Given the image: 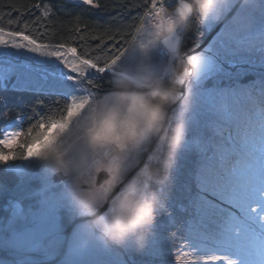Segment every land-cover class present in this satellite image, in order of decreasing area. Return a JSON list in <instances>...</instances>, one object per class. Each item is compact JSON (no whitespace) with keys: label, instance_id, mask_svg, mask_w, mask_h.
<instances>
[{"label":"snow or ice","instance_id":"6c2138e0","mask_svg":"<svg viewBox=\"0 0 264 264\" xmlns=\"http://www.w3.org/2000/svg\"><path fill=\"white\" fill-rule=\"evenodd\" d=\"M177 2L178 6L171 12L165 6L166 0H151L150 7L145 5L148 7L145 15L156 21L155 39L149 42L152 47L140 44L137 51V37L133 35L128 48L116 49L119 54L105 59L102 65L100 57L86 58L88 50L78 55L76 47L39 43L24 30L0 27V49L5 50L4 55L10 54L9 49H26L48 58L49 62L54 58L62 66L52 72H38L24 65L26 71L17 75L11 87L55 95L66 101L58 109V119L54 115H40L26 133L9 130L0 138V164L17 159L27 161L20 170H31L33 177L23 181V189L29 198L38 197L27 210L16 204L14 215L20 222L0 230V249L10 251L14 257L10 264H48L58 255L59 264H127L122 252L136 250L158 255V221L166 219L174 223L167 212L174 181L172 173L180 155L193 146L186 132L209 127L213 128V135L201 134L194 188L188 189L184 206L189 216L182 237L184 247L191 250L197 262L204 264H264V72L259 73L251 86H244L238 83L241 73H232L225 67L251 64L253 60L248 54L255 53H259L264 64V0H244L212 44L194 55L189 54L192 49L180 53L177 47L193 11L186 0ZM83 3L94 5V0ZM196 5L201 21L211 22L222 19L233 7V0H196ZM43 14L47 16L48 12ZM7 23L16 25L19 18L9 19ZM144 24L142 17L136 33L143 35ZM28 27L25 22L23 29ZM114 38V35L107 37ZM161 38L171 50V62L160 59L163 53L156 45ZM103 44L101 40L96 47ZM177 57H186L192 67L191 76L187 67L175 72ZM138 64L151 68L156 78L138 84L137 88L161 87L167 105H147L138 112L136 131L131 137L124 132L115 136L93 135L96 125L88 123L87 118L114 100L112 91L98 98L101 86L88 77L110 73V88L117 81L123 86L128 81L127 73ZM165 73L173 74L171 81L164 78ZM209 77L212 86L205 87L203 81ZM7 79L6 74L0 73V81ZM225 80L232 83L225 84ZM176 85H184V90H178ZM7 87L0 83V88ZM177 100L180 104L174 107ZM58 104L59 100H54L45 107L52 111ZM168 112L180 120L174 129L170 128L173 121L165 119ZM161 133L165 135L161 137ZM69 134L75 139L65 147V137ZM24 136L27 139L21 143L19 138ZM158 139L167 144L163 160L154 155L152 147ZM53 173L62 174L59 182L53 183ZM101 173L104 178L98 181ZM32 178L42 184L35 194L29 188ZM153 191L158 199L150 196ZM65 217L81 221L67 240L63 235ZM133 222L144 226L129 232L120 243L108 241V236L117 238V228L123 230ZM170 239L174 240L175 235L170 234ZM64 245L67 252L61 253ZM30 252L40 253V258L28 255ZM101 254L109 259L100 260ZM180 258L177 255L175 260Z\"/></svg>","mask_w":264,"mask_h":264},{"label":"trees","instance_id":"16d2710c","mask_svg":"<svg viewBox=\"0 0 264 264\" xmlns=\"http://www.w3.org/2000/svg\"><path fill=\"white\" fill-rule=\"evenodd\" d=\"M190 3L193 11L183 29L180 53H184L188 49H196L197 47L194 46L198 45L199 47L213 31V29L207 31L197 15L195 2ZM37 4L40 5V8L34 7ZM95 4H99L100 7H95ZM94 5L68 0H0V13H10V15L0 16V27L14 31L24 30L25 34L33 36L39 43L53 45L63 43L66 46L76 47L78 55H83L85 50H88L86 58L100 57L99 63L102 65L105 59L119 54L116 49L130 46L128 42L132 40L133 35L136 36L135 28L140 25L142 17L145 19L151 0H94ZM45 11L48 12L47 16L43 14ZM234 16L235 14L231 19ZM17 18H19L18 24L8 25L9 19L16 20ZM25 22L29 25L27 29H23ZM112 35L115 38L108 40L107 37ZM101 40H104V44L97 48L96 45L100 44ZM30 66L36 71L44 72H52L55 69L54 66L50 67L46 64L33 63ZM186 66L184 58L177 57L175 59V72L182 71ZM172 75V73H165L164 78L171 81ZM110 76V74L107 76L98 74L88 77L93 79L95 84L101 86L98 90L99 96L113 91L114 87L110 88L109 86ZM7 86L6 89L0 88V99L3 101L0 103V138H2L3 127L12 120H19V126L24 132H27V128L40 115H54L58 119L60 115L58 109L66 103L63 98L55 95L46 96L28 90H14L10 80L7 81ZM176 87L179 90L180 85H176ZM131 88L140 91L148 90V88L141 89L136 86H131ZM169 99L171 101V98ZM54 100H59V104L49 111V108L45 106H51ZM37 101H43V104H37ZM17 152L19 153L18 148ZM18 161L19 159L8 161L7 164H0V223L6 222L5 219H9L10 216L13 217L11 213L8 214V210L11 208L10 204L13 207L16 202H21L28 207L34 205L38 199L35 195L30 198H22L18 193L19 177L8 170L10 163ZM72 222L73 220L65 217L63 228L67 229Z\"/></svg>","mask_w":264,"mask_h":264},{"label":"rangeland","instance_id":"374dc122","mask_svg":"<svg viewBox=\"0 0 264 264\" xmlns=\"http://www.w3.org/2000/svg\"><path fill=\"white\" fill-rule=\"evenodd\" d=\"M72 2H83V0H68ZM176 1V3H174ZM190 2H195L196 0H189ZM188 0H186L187 3H190ZM240 0H233V7L236 5V3ZM244 2V1H243ZM242 2V3H243ZM191 4V3H190ZM159 6V5H157ZM165 6L168 8V10L171 12L175 7L178 6L177 0H167ZM197 7V5H196ZM232 7V8H233ZM231 8V9H232ZM231 9L224 14L222 19H216L211 22H209L207 19H204L202 22L207 29V31H210L214 29L218 24H220L225 16L231 11ZM236 15V13H235ZM145 24H144V31L143 35L136 33V48L137 51H140V44H143L147 47H152L150 45V41L155 39V23L151 17H145ZM230 19L229 21H231ZM228 21V22H229ZM227 22V23H228ZM226 23V24H227ZM225 24V25H226ZM225 25L219 30V32L225 27ZM218 32V33H219ZM183 33V30H182ZM217 36V33L215 37ZM214 37V36H213ZM182 39V36H181ZM213 39L209 41V44H207L201 51L197 52H204L206 48L209 47L210 44H212ZM181 40L177 43V47L179 49ZM211 42V43H210ZM156 47H158L161 52L163 53L160 57L161 61L168 60L171 62L172 60V53L171 50L168 48L167 45H164L161 40L157 43ZM4 49H0V73H4L8 76V79L5 81H2L3 84H7V81H11V85L15 83L17 79V75L25 72L26 69L23 67L24 65L33 64H42L47 65L50 67H62L58 64L53 58L52 62L48 61V58L40 57L37 53H29L26 49H9L7 50L10 54L4 55ZM15 53H21L20 55H15ZM32 54V55H30ZM211 53H205V55H210ZM252 57L253 63L251 64H237L235 66H229L225 65V67L228 69V71L232 73L240 72V76L238 78V83L244 86H251L255 81L258 79V75L260 72H264V64L261 63V60L259 58V53L255 54H248ZM186 62V67L189 71V76L192 75V67H190ZM30 64L28 66H30ZM32 67V66H30ZM66 72L71 73L70 69H65ZM94 72L95 70H91ZM39 72V71H38ZM110 74V73H109ZM111 75V74H110ZM128 76V83L130 86H136L138 84H147L150 83L152 79H155V74L152 72V69L147 67L146 65H136L133 70L129 73H127ZM188 77H186L187 80ZM212 78L209 77L203 81V84L205 87H211L212 86ZM225 84L232 83V81L225 80ZM184 85H180L179 90H184ZM98 98H103V96H99ZM180 104V101L177 100L174 102L173 106H177ZM180 114V109L177 107V114L178 117ZM165 119L167 121H173L170 124V128L174 129L176 127V123L180 122L176 117L173 116L171 112L166 113ZM165 127H168V125H165ZM9 130H22L23 129L19 126V120H12L11 122L7 123L3 127L4 131ZM2 132V133H3ZM26 133V132H25ZM201 134H203L204 137H208L213 135V128L209 127L207 129L202 128H196L192 131L186 132V138L192 141V148L183 154L180 155L176 166L175 171L172 173L174 177V181L171 185V200H170V206L167 207V212L171 214V216L174 219L173 222H169L168 220H164L162 222L158 221V227L157 232L158 235V247H159V254L158 255H152L148 252H139L136 250H131L127 253H121L124 260L127 261V264H204L203 261L197 262L195 260V255L192 254L191 250L187 247H184V241L182 237L186 234L187 231V224L186 221L188 220L189 216L186 211H184V206L187 205V195H188V189L194 188L193 184V174L197 168L198 162H199V154L197 151L199 141L201 139ZM165 134L161 133L160 136L163 137ZM171 131H168L167 136L170 137ZM20 142L23 143L25 139H27L26 136L19 138ZM74 135L69 134L65 137V147H68L69 145H72L74 142ZM154 155L158 156L161 160L166 156L167 154V144L165 140L158 139L155 144H153ZM28 163L27 161L19 160L17 163L13 162L10 163L8 166L9 172L17 175L19 177L18 181V193L22 196V198L28 197L23 189V181L28 180V178L33 177V172L31 170L24 169L23 171L20 170L21 166ZM161 167V175H164L163 172V165H160ZM185 169V170H183ZM187 170V171H186ZM60 175V176H58ZM61 178V173H53L52 174V181L53 183H57L60 181L57 177ZM42 187L41 181L37 178H32L29 180V188L33 194L37 193L39 189ZM34 196V195H33ZM150 196L153 199H158L156 192L153 191L150 193ZM16 204H19L21 208L27 210V206H24L21 202H16L13 207L10 204V207L8 210V214L11 213L13 217L10 216L9 219H5L6 222L0 223V230L3 229L5 225L9 224H17L20 222V218L16 215H14L16 211ZM77 219V218H76ZM4 220V221H5ZM81 223V221H78L73 229L71 230L70 235L68 238L72 236V234L76 231L77 226ZM64 229V228H63ZM167 231V232H166ZM170 234L175 235V239H170ZM7 235H11V233H7ZM64 238L66 236V229L63 231ZM209 246H210V242ZM64 249V246L60 249V252H62ZM170 249V250H169ZM1 250V249H0ZM10 253V251H7ZM65 252H67V246L65 247ZM1 253V252H0ZM32 253L30 256L36 258L37 260L40 258V253L38 252H30ZM28 253V254H30ZM202 254V253H201ZM217 255H224L222 252H217ZM177 255H180V260L176 261L175 257ZM59 256V255H58ZM54 257L50 260H56L53 264H59V259L57 257ZM99 259L102 261H106L109 259V257L104 256L101 254L99 256ZM234 260H238V257H233ZM49 260V261H50ZM11 260L5 259L0 256V264H10ZM209 264H219V262H209Z\"/></svg>","mask_w":264,"mask_h":264},{"label":"clouds","instance_id":"9594fccd","mask_svg":"<svg viewBox=\"0 0 264 264\" xmlns=\"http://www.w3.org/2000/svg\"><path fill=\"white\" fill-rule=\"evenodd\" d=\"M114 102L106 106H101L96 110L94 115L87 118L88 123L94 122L96 127L93 135H118L121 132L128 136H133L137 127V113L147 105H167V98L164 96L161 87L148 89L147 91L133 90L130 84L125 81H117L113 91ZM150 119V114L149 117ZM115 147V145H114ZM148 217L145 216V224ZM144 224L135 222L127 225L125 229L117 228V238L114 240L112 236H108L109 242L120 243L125 235L134 231Z\"/></svg>","mask_w":264,"mask_h":264},{"label":"water","instance_id":"95a60500","mask_svg":"<svg viewBox=\"0 0 264 264\" xmlns=\"http://www.w3.org/2000/svg\"><path fill=\"white\" fill-rule=\"evenodd\" d=\"M244 0H240L236 3V5L231 9V11L225 16L224 20L218 24L214 29L213 31L211 32V34L206 38L205 42L202 43L199 47H197L196 49L192 50L191 52H189V54H197V52L201 51L208 43L209 41L213 38V36L231 19V17L237 12V9L239 8V5L243 2ZM184 59L186 60V57H184ZM190 66V65H189ZM191 67V66H190ZM60 176V175H58ZM58 176H55L58 178V180L60 179ZM104 178V174L101 173L98 175V181L102 180ZM80 221L79 218L73 220V222L70 224V226L66 229V236H65V239L67 240L68 239V236L70 235L71 233V230L73 229V227L75 226V224ZM65 247L66 245H64V249L61 253H64L65 252ZM0 256L5 258V259H8V260H13L14 257L11 255V252L8 253L7 251H4V250H0ZM32 253L28 254V255H31ZM57 259H61V256H58ZM54 262H56V260H50L48 261V264H53Z\"/></svg>","mask_w":264,"mask_h":264}]
</instances>
